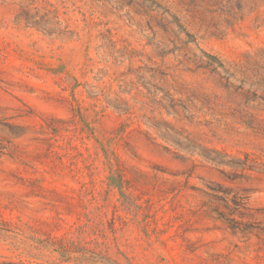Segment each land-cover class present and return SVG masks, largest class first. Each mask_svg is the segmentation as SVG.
I'll return each instance as SVG.
<instances>
[{
    "label": "rangeland",
    "instance_id": "rangeland-1",
    "mask_svg": "<svg viewBox=\"0 0 264 264\" xmlns=\"http://www.w3.org/2000/svg\"><path fill=\"white\" fill-rule=\"evenodd\" d=\"M0 264H264V0H0Z\"/></svg>",
    "mask_w": 264,
    "mask_h": 264
},
{
    "label": "trees",
    "instance_id": "trees-1",
    "mask_svg": "<svg viewBox=\"0 0 264 264\" xmlns=\"http://www.w3.org/2000/svg\"><path fill=\"white\" fill-rule=\"evenodd\" d=\"M73 244V243H72Z\"/></svg>",
    "mask_w": 264,
    "mask_h": 264
}]
</instances>
